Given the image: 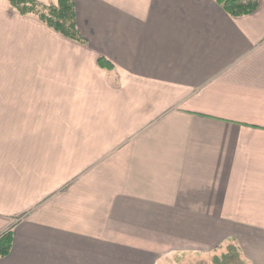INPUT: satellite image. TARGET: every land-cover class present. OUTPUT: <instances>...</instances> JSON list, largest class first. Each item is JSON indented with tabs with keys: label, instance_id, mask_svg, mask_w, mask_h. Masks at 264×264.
<instances>
[{
	"label": "crops",
	"instance_id": "crops-1",
	"mask_svg": "<svg viewBox=\"0 0 264 264\" xmlns=\"http://www.w3.org/2000/svg\"><path fill=\"white\" fill-rule=\"evenodd\" d=\"M74 1L0 0V264H264V0Z\"/></svg>",
	"mask_w": 264,
	"mask_h": 264
},
{
	"label": "trees",
	"instance_id": "trees-1",
	"mask_svg": "<svg viewBox=\"0 0 264 264\" xmlns=\"http://www.w3.org/2000/svg\"><path fill=\"white\" fill-rule=\"evenodd\" d=\"M219 3L223 5L228 14L238 18L255 13L260 0H219ZM9 4L13 11L23 16L37 17L62 37L81 45L87 44L77 26L74 0H59L57 5H43L38 0H9ZM99 64L103 67L107 66L103 59L99 60ZM12 245V230L0 235V258H5L10 254ZM225 257L231 260L228 255Z\"/></svg>",
	"mask_w": 264,
	"mask_h": 264
},
{
	"label": "rangeland",
	"instance_id": "rangeland-1",
	"mask_svg": "<svg viewBox=\"0 0 264 264\" xmlns=\"http://www.w3.org/2000/svg\"><path fill=\"white\" fill-rule=\"evenodd\" d=\"M225 249V248H224ZM238 249H234L231 248L227 251V248L224 250V252L226 253V255H228L229 257H231V260H229L228 258H226V255H221L219 254V256H204L202 258H199L197 260L192 261V263H188V264H243V262L240 260L239 254L236 251Z\"/></svg>",
	"mask_w": 264,
	"mask_h": 264
}]
</instances>
